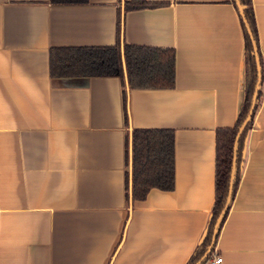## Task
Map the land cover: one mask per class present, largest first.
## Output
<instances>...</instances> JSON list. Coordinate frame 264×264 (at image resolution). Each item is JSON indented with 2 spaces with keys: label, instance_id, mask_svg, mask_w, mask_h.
Masks as SVG:
<instances>
[{
  "label": "crops",
  "instance_id": "crops-1",
  "mask_svg": "<svg viewBox=\"0 0 264 264\" xmlns=\"http://www.w3.org/2000/svg\"><path fill=\"white\" fill-rule=\"evenodd\" d=\"M0 0V264H186L216 194V131L233 127L245 41L233 0ZM264 60V0H252ZM173 48L175 85L53 76L54 47ZM245 163L214 254L264 264V73ZM171 128L175 187L128 196L127 140ZM204 264H208L206 261Z\"/></svg>",
  "mask_w": 264,
  "mask_h": 264
},
{
  "label": "trees",
  "instance_id": "trees-1",
  "mask_svg": "<svg viewBox=\"0 0 264 264\" xmlns=\"http://www.w3.org/2000/svg\"><path fill=\"white\" fill-rule=\"evenodd\" d=\"M80 3L87 0H52ZM241 16L245 41V88L233 127L216 131V194L212 215L202 241L186 264H204L214 253L222 225L241 179L249 132L262 97L264 60L252 0H233ZM158 5L147 0H127L123 10ZM51 75H118L128 88H171L175 85V50L128 44L54 47ZM128 196L143 199L153 187H175V134L171 128H135L127 140Z\"/></svg>",
  "mask_w": 264,
  "mask_h": 264
},
{
  "label": "built area",
  "instance_id": "built-area-1",
  "mask_svg": "<svg viewBox=\"0 0 264 264\" xmlns=\"http://www.w3.org/2000/svg\"><path fill=\"white\" fill-rule=\"evenodd\" d=\"M224 258L220 254H214L209 260L208 264H221L223 263Z\"/></svg>",
  "mask_w": 264,
  "mask_h": 264
}]
</instances>
